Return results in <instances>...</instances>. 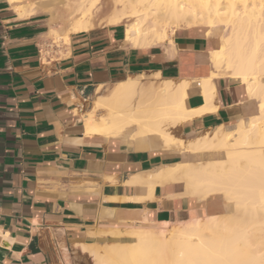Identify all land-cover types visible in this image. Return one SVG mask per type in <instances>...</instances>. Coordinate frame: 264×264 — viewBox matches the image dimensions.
Here are the masks:
<instances>
[{
	"label": "crops",
	"instance_id": "obj_1",
	"mask_svg": "<svg viewBox=\"0 0 264 264\" xmlns=\"http://www.w3.org/2000/svg\"><path fill=\"white\" fill-rule=\"evenodd\" d=\"M73 26L50 0H0V264H96L107 246L134 242V228L210 214L182 182L142 181L187 162L192 140L259 114L245 83L209 58L220 41L204 26L150 48L129 44L123 24ZM164 81L187 84L184 108L205 112L162 126L173 142L112 123L126 111L108 105L120 85L135 83L133 105H148Z\"/></svg>",
	"mask_w": 264,
	"mask_h": 264
},
{
	"label": "bare ground",
	"instance_id": "obj_2",
	"mask_svg": "<svg viewBox=\"0 0 264 264\" xmlns=\"http://www.w3.org/2000/svg\"><path fill=\"white\" fill-rule=\"evenodd\" d=\"M102 1L80 0L77 11H82V17L73 22L72 30L92 28L94 21L87 16ZM113 7L108 25L130 24L127 40L136 48L160 44L170 29L204 26L214 34L222 31L220 47L209 58L213 57L215 67L225 76L245 83L252 98L259 101V114L232 129H215L192 140L185 151L194 161L161 166L142 181L151 190L157 184L182 182L184 195L197 197L201 206L224 197L228 202L224 209L212 206L210 214L174 223L172 229L168 223L134 228V242L107 246L104 254H96V264H264V0H114ZM186 85L167 82L158 101L146 105L139 99L133 105L135 83L122 84L108 105L125 108V114L113 110L110 119L115 125L139 124V136L158 133L173 142L162 126L197 115L183 106Z\"/></svg>",
	"mask_w": 264,
	"mask_h": 264
},
{
	"label": "rangeland",
	"instance_id": "obj_3",
	"mask_svg": "<svg viewBox=\"0 0 264 264\" xmlns=\"http://www.w3.org/2000/svg\"><path fill=\"white\" fill-rule=\"evenodd\" d=\"M50 1L54 2L59 9L63 10V12L69 16L72 22L82 17L81 15L82 11L81 10L77 11L80 5V0H50ZM113 5H114V0H103L100 6H97L96 9H93L91 14L87 16V18L89 17L94 21V26L108 25L109 16L112 14L114 8ZM238 5L242 8L243 4L239 3ZM124 24L123 26L126 28L125 30L128 34L130 24H126V23ZM222 25L225 26V24ZM169 31L172 32V29H170ZM171 32H168V35ZM222 34H223L222 31H218L216 34L219 38V41H220V36ZM186 161H194V158H191V156H189ZM227 203H228L227 200L224 197H222L218 200L216 199L209 200L207 206L213 205V207L216 209H224L225 208L224 206ZM172 227L173 225H169L168 229H172Z\"/></svg>",
	"mask_w": 264,
	"mask_h": 264
}]
</instances>
